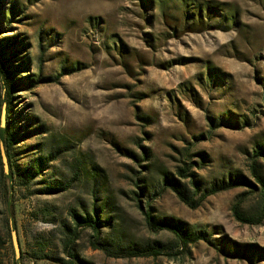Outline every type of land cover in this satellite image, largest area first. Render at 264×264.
Returning <instances> with one entry per match:
<instances>
[{"label":"rangeland","instance_id":"374dc122","mask_svg":"<svg viewBox=\"0 0 264 264\" xmlns=\"http://www.w3.org/2000/svg\"><path fill=\"white\" fill-rule=\"evenodd\" d=\"M157 1L0 0V38L17 42L23 81L33 85L15 94L13 160L44 164L27 185L11 183L25 264H57L74 229L70 212L94 207L109 248L178 246L148 227L145 211L182 222L191 242L176 258L116 259L93 249L83 228L73 251L88 264H264V218L246 224L232 210L242 198V213L260 216L250 164L264 150V0H216L238 10L237 24L217 19L178 36ZM186 166L187 178L178 177ZM258 171L264 179V158ZM164 173L198 181L195 201L230 178L253 187L192 209L163 186ZM137 186L147 193L138 198ZM6 221L0 185V232Z\"/></svg>","mask_w":264,"mask_h":264},{"label":"trees","instance_id":"16d2710c","mask_svg":"<svg viewBox=\"0 0 264 264\" xmlns=\"http://www.w3.org/2000/svg\"><path fill=\"white\" fill-rule=\"evenodd\" d=\"M170 2L169 4H167ZM144 4H153V0H142ZM157 5L159 7L160 16L164 25L172 32L173 36H178V32H201L206 30L213 20L218 19L220 26L225 27L229 23L233 25L237 24L238 10L233 7L232 4L226 2H220L216 0H158ZM13 13V12H11ZM12 39V40H11ZM17 42L10 37L0 38V144L3 145L5 156L8 164L7 173L4 172L1 153H0V185L2 189V195L4 203L7 207V229H2L0 232V264H25L24 259L29 255L24 253L21 249L20 243V258L16 259L11 242V231H16L14 201L12 196L11 183L13 181L20 183L21 185H27L35 175L42 174L44 164L38 160L34 161L30 167L21 168L13 160V150L17 145V138L19 131L17 130L16 121H11V115L15 108L16 93L21 90H27V88L33 87L29 77L28 80H24L23 72H26V62L22 59H18V52L16 51ZM122 53V50H121ZM3 106L5 107V125L1 127V112ZM259 158H264V150L259 148L254 151L251 159L250 171L256 184L260 186V209L258 214L260 216H247L241 211L242 198L233 205L232 210L238 221L246 224H260L264 218V179L258 171ZM188 166L177 168L176 175L180 178H187ZM191 175H193L191 173ZM189 185V186H188ZM187 184H182L180 181L169 173L163 174V186L169 187L182 203L189 208L195 209L200 203L208 196L214 195L220 191L234 188L236 186H250L253 184L244 179H231L228 182H223L220 185H212L209 189H206L200 198L195 201L194 197L199 191L198 181L194 178ZM140 194L135 193L139 198L142 194L147 193V189L144 187H138ZM192 189V194L189 190ZM72 221L74 223V229L67 228L70 232L67 234L65 241L63 242L64 258L55 259L57 264H88L82 260L74 251L73 243L75 239L79 237V230L83 228H89L91 230L90 246L93 249L102 251L106 256L116 259H130L139 257H166L176 258L179 254H182V249L187 247L191 242L190 234L187 232L183 223L170 218H163L156 220L150 211H145V220L148 227L156 232L169 231L172 233L178 242V246L175 248L169 244H163L155 241L152 245L145 248L135 249H112L107 244L102 242L101 228L105 226L100 220L99 211L97 208H93V213L90 215H80L74 210L70 212ZM11 226L9 224V220ZM11 227V229H9Z\"/></svg>","mask_w":264,"mask_h":264},{"label":"water","instance_id":"95a60500","mask_svg":"<svg viewBox=\"0 0 264 264\" xmlns=\"http://www.w3.org/2000/svg\"><path fill=\"white\" fill-rule=\"evenodd\" d=\"M5 114H6V111H5L4 106H3L2 112H1V127H4V124H5ZM0 153H1L4 172L7 173L8 164H7V159H6L4 148H3L2 144H0ZM11 242H12V247H13L15 258L19 259L20 255H21L20 247H19L17 232L14 230L11 231Z\"/></svg>","mask_w":264,"mask_h":264}]
</instances>
